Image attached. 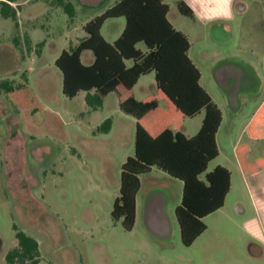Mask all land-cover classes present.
<instances>
[{"label":"rangeland","instance_id":"rangeland-1","mask_svg":"<svg viewBox=\"0 0 264 264\" xmlns=\"http://www.w3.org/2000/svg\"><path fill=\"white\" fill-rule=\"evenodd\" d=\"M46 1H20L17 26L0 17V82L19 85L28 80L26 85L35 95L32 103L41 108L31 116L20 115L10 95L0 93V264H7L8 253L18 246V231L38 242L39 264H264V195L259 210L256 204L260 191L256 188L258 184L264 187V171L259 180H247L233 152L237 141L250 142L244 127L264 99V0H235L233 19L211 23L181 15L179 0H167L169 18L188 37L189 57L217 103L224 107L225 91L214 79L217 66L231 64L250 75L240 94L241 110L235 113L224 108L217 137L219 155L206 171L219 165L228 168L231 191L224 206L203 220L207 229L190 247L181 242L175 216L183 182L158 169L141 177L143 190L134 229L127 231L112 219L120 196L123 152L115 155L113 164L105 153L89 152L84 138L108 118L118 122L120 117H131L113 107L111 100L105 110L90 117L85 113V95L69 99L63 94L55 57L58 50L82 39L84 32L77 25L82 21L68 18L65 22L62 9ZM91 4L84 7L82 16L95 15L96 6L109 7L112 0H91ZM113 22L102 30L108 40L117 37L113 27L124 23ZM43 41L45 46L40 48ZM43 70L48 73L41 80ZM154 91L155 75L143 76L137 97ZM22 102L17 103L20 110L31 100L27 105L26 100ZM198 120L186 119L187 133ZM126 144V150L129 146L132 150L133 141ZM249 144V161L264 159V140ZM114 165L116 177L109 178ZM154 193L167 201L173 232L167 240L154 236L145 222L148 197Z\"/></svg>","mask_w":264,"mask_h":264},{"label":"trees","instance_id":"trees-1","mask_svg":"<svg viewBox=\"0 0 264 264\" xmlns=\"http://www.w3.org/2000/svg\"><path fill=\"white\" fill-rule=\"evenodd\" d=\"M20 1L23 0H0V17L12 20L17 26L22 9ZM164 1L117 0L85 25L87 36L76 46L64 49L55 65L62 74V91L67 98L74 99L84 92L88 108L97 111L110 93H116L120 109L136 119L135 154L121 167L120 196L113 205L112 219L121 222L127 231L134 229L140 176L157 168L183 182L182 201L175 216L181 242L190 247L207 229L203 220L224 206L232 181L230 171L222 166L206 173L210 162L219 155L216 136L223 115L201 85L200 70L189 57L188 37L170 22V6ZM46 2L61 8L70 20L76 15L70 0ZM178 10L181 15L195 18L184 1L178 3ZM116 18H124L126 25L121 36L110 43L101 31L107 20ZM139 44H144L146 51L138 48ZM38 45L44 47L45 41ZM86 51L94 55L91 65L82 61ZM152 72L157 94L139 101L133 88L142 76ZM26 84L2 81L0 93L10 95L20 115L31 116L30 113H39L41 108L32 103L35 95ZM24 100L26 105L30 100L31 103L20 110L17 103ZM162 102L165 109L160 106ZM201 113H204L201 129L194 137H186L180 131L184 119ZM112 125V119L108 118L95 133L107 134ZM247 135L253 140L264 139V103L252 118ZM249 153L247 145L237 149L243 173L254 176L264 170V160L250 163L246 158ZM16 237L18 246L8 253L7 264H39L38 242L20 231Z\"/></svg>","mask_w":264,"mask_h":264},{"label":"crops","instance_id":"crops-1","mask_svg":"<svg viewBox=\"0 0 264 264\" xmlns=\"http://www.w3.org/2000/svg\"><path fill=\"white\" fill-rule=\"evenodd\" d=\"M70 1L72 2V4L75 7V10H76V15H75L76 17H74L73 19L74 20H76V19L78 20V18H79L82 21V22H79L77 24V25H79L82 28V30L84 32V36L82 37V39L87 36L86 33H85V31H84L85 25L91 19L95 18L96 16H99V15L103 14L107 9H109L110 7H112L117 2V0H112V5H110L109 7H106V5L105 6L104 5L103 6L102 5L96 6L95 10H98V11H97V13L95 15H91V16L83 15L82 16L81 14L84 13L83 11L85 10L84 7H86V6L91 7V5H92L91 4V0H70ZM180 1H184L185 2V0H179L178 3ZM164 2L166 4H168L167 3V0H165ZM235 8H236V3H235V0H233L232 11H234ZM59 9H61V8H59ZM170 10H171V7H170ZM237 13H238V11H237ZM169 14H170V12H169ZM169 14H168V19L172 23L171 19L169 18ZM80 16H82L84 19H82ZM67 19H68V16L66 15L65 16V19H64L65 22H66ZM113 20H117V21L118 20H121V21L123 20L124 23H123V25L120 24V27L118 25H117V27L116 26L113 27V29H112L113 34L116 33V32H118V33H116L117 34L116 35L117 36L116 38H114L112 40H108L102 34L104 36V38L108 42H110V43L115 42L121 36L123 30L125 29V25H126V21H125L124 18H116V19H109V20H107L105 22L104 26L107 23H112V24L115 23V22H113ZM194 21H197V19L195 18ZM104 26L102 27V30H103ZM118 27L120 28V30H118ZM101 33H102V31H101ZM79 42H80V40L78 41V43ZM78 43H76L75 45H72V47L76 46ZM70 47L64 48V49H69ZM138 48H140L143 51H146V49L141 48V44L138 45ZM64 49H61V50H58L57 51V54H56V57H55V62H56L57 58L60 56L61 52ZM82 61H83V63L85 65H91L94 62V55H93V53L91 51L84 52L82 54ZM224 66L229 67V66H231V64H226V65H223L222 67H224ZM222 67H218L217 66L214 69V79H215L217 85L220 86V88L222 89V91L223 90L225 91L224 94H223V96H222V98H221L222 99V103L224 104V107H222V104L217 103L216 100L211 95V93L208 90V88L204 87V85L202 83V80H203L202 74H201V80H200V82H201V85L212 96V98L215 101V103L219 106V108H220V110L222 112V115H223V120H224V116L226 114V111H225L224 108L228 109L229 111L235 112V113H238V111L241 110L242 101L240 100V94L244 90L243 89V87H244V80L245 79H249L250 80V75L246 72L245 69H243L241 67L235 68L236 70L235 69L226 70V68H225V70L221 71L222 72V75H220L221 81H222L221 82V81L218 80V78L216 76V73ZM46 73H48V72L45 71V70L41 71V73H40V75L42 76L41 77V80H42L43 76ZM152 73L155 75L154 72H152ZM152 73H150V74H152ZM144 76H146V75H144ZM142 77L139 79L138 83L133 88L134 97L137 100H139V101L144 100V99H146L149 96H155L157 94V87H156V82H155V91L153 93H149V94L147 93L143 97H137V95H136V89H137V87H138V85H139ZM62 86H63V84H62ZM79 95H85V97H86V93H84V92L80 93ZM231 96H235V98L232 97V99H230ZM109 100H111V103H112V106L113 107H117V110L118 111H122L120 109L119 99H118L117 94L116 93H110L106 97V99L104 101V106L101 109H99L97 111H92L86 105V109H85V111H86L85 113H87L86 115H88L90 117H93L94 115L98 114L99 111L105 110L106 109V105H107V103H108ZM263 103H264V99L261 101V103L259 104V106L255 109L254 113L252 114L251 119L248 121V123L244 127V131H245L246 135H247V129L249 127L250 122L252 121V118L259 111V109L261 108V106L263 105ZM160 106H161L162 109H165L166 108V105L163 102L160 103ZM130 117H131V120H129L128 118H125V117H120L119 120H118V122L116 121L115 118L114 119L111 118L112 121H113V125H112L111 131L109 133H107V134L95 133L97 129L95 127H93V129L91 130V132L88 133V136H86L84 138L85 142L88 145L87 147L89 148L87 150L89 152L91 151V153H93V154H99L100 152L105 153L106 154V158L108 157L107 159H109L111 162H113L115 155L117 153H119V152L122 151L123 153L120 156L122 161H120V163H119V166L122 167V165L125 163V161L129 157L134 156V154H135L136 119L134 117H132V116H130ZM199 117H200V120L197 121L196 126L193 127L194 129L192 128V132L191 133H187V131H186L187 128L185 127V121H186V119H184L180 131L186 137H188V138L194 137L199 132V130L201 129V126H202V123H203V119H204V113H201V114L197 115L196 117L190 118V119H192V121H193L194 119H199ZM223 120H222V122H223ZM95 126H98L99 127L100 125H99V123H97ZM220 128H221V126H220ZM220 128H219V130H220ZM218 134H219V131H218L217 136H216V141H217ZM247 137H248V135H247ZM248 139L250 140L249 143L253 142V144H255V142L258 141V140L250 139L249 137H248ZM263 140H259V142L260 141H263ZM131 141H133V148H132V150H131L130 146L126 150V148H127V144L126 143L127 142H130L131 143ZM249 143L242 144V143H240V141H237L236 143H234V145H233V152H234V155H235L237 161H238L237 149L239 147H242V146H245V145H247L250 148V153L246 157L247 160L249 161L248 158H249V156H250V154L252 152V147L250 146ZM77 153H78V151L75 154H77ZM258 160H264V159L258 158V159H255L254 161H249V162L250 163H255ZM238 163H239V161H238ZM113 164H114V162H113ZM219 166H221V165H219ZM222 167H224V166H222ZM239 167L241 168L240 163H239ZM112 168L113 169H111V170L108 171L109 178H115L116 177V174H117L115 165ZM154 169H157V168H153L152 171H151V173L153 172ZM226 169H228V168H226ZM263 171L264 170L258 171V173L256 175H254V176H246L244 173L243 174L245 175V178L247 180L248 179H254V180L256 179V180H259L260 177H261L260 175H261V173ZM204 175L202 176V178L205 177ZM142 176H144V175H142ZM142 176H140V182H141L140 191L138 192V195H137V198H136V218L138 217V200H139V196L141 195L142 190H143L142 178H141ZM231 181H232V174H231ZM259 188H260V191H259V194L257 195V200H256L257 207H258V203H259V201L261 199V196L264 195V187H260L259 184H258V186H257L256 189L259 190ZM147 190L148 189H146V192H147ZM148 198H149V200L147 201V205H146L145 212H144L145 221L149 218V219L154 220L155 222H157L159 224L160 222H163V220H164L163 217H165V216H167V218L170 221V218H169L168 213H167L168 212L167 211V203H166L167 201L165 200L164 196L162 194H160V193H154V194L149 195ZM258 210H259V207H258ZM259 215H260V211H259ZM260 217H261V215H260ZM261 221H262V219H261ZM170 226H171V230H170V233L169 234L165 230V232H163V231L159 232L158 236L164 237L165 238L164 240H167V239L171 238L172 237V233H173L172 232V224H171V221H170ZM253 230L254 231H257L258 230V227H257L256 224L253 225Z\"/></svg>","mask_w":264,"mask_h":264},{"label":"clouds","instance_id":"clouds-1","mask_svg":"<svg viewBox=\"0 0 264 264\" xmlns=\"http://www.w3.org/2000/svg\"><path fill=\"white\" fill-rule=\"evenodd\" d=\"M185 4L202 22L233 19V0H185Z\"/></svg>","mask_w":264,"mask_h":264},{"label":"water","instance_id":"water-1","mask_svg":"<svg viewBox=\"0 0 264 264\" xmlns=\"http://www.w3.org/2000/svg\"><path fill=\"white\" fill-rule=\"evenodd\" d=\"M225 68H226V70H230V69H235V68H239V67H235V66L231 65L229 67L224 66V67L220 68L218 70V72L216 73V76H217V78H218L219 81H221V77H220V75H222V72L221 71L225 70ZM235 96H231L230 99H232V97L235 98ZM163 218H164L163 222H160L159 224L157 222H155L154 220H151L149 218L145 221L146 224H147L148 230L151 233H153V235H155V236H157V237H159L161 239H165V238L158 236L159 232H161V231L165 232V230H166V232L169 234L170 233V230H171V226H170L169 219L167 218V216H165ZM0 245H1V243H0Z\"/></svg>","mask_w":264,"mask_h":264}]
</instances>
